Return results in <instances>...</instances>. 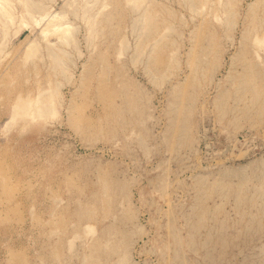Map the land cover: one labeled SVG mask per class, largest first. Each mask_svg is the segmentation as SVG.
Listing matches in <instances>:
<instances>
[{
    "label": "rangeland",
    "instance_id": "1",
    "mask_svg": "<svg viewBox=\"0 0 264 264\" xmlns=\"http://www.w3.org/2000/svg\"><path fill=\"white\" fill-rule=\"evenodd\" d=\"M10 1L0 264H264V0Z\"/></svg>",
    "mask_w": 264,
    "mask_h": 264
},
{
    "label": "bare ground",
    "instance_id": "2",
    "mask_svg": "<svg viewBox=\"0 0 264 264\" xmlns=\"http://www.w3.org/2000/svg\"><path fill=\"white\" fill-rule=\"evenodd\" d=\"M27 0H25V1H23L22 3H23V6L25 7V10L27 11L26 13H25V15L26 14H28V12H29V6H33V4H27L28 2H30V1H28V2H26ZM95 1V3H96V1L97 0H94ZM99 1V0H98ZM105 1V0H104ZM9 2H11L10 0H0V14H1V16L2 17H4V19H2V20H4V22L5 23H7V22H9V21H12L13 20V17L10 15V13L9 12H11L12 13V11H10L11 9V7H10V3ZM18 2V1H17ZM19 2H21V1H19ZM32 2V1H31ZM134 2V1H133ZM191 2L193 3L194 1H192L191 0ZM35 3V2H34ZM104 3V2H103ZM136 3V2H135ZM142 3V2H141ZM192 3H191V5H192ZM210 3H212V2H210ZM231 3V2H230ZM230 3H228V4H230ZM13 4V3H12ZM38 4H39V2H38ZM37 4V5H38ZM94 4V3H93ZM205 4H206V1H205ZM36 5V6H37ZM87 5V4H86ZM96 5V4H95ZM140 5V4H139ZM204 5V4H203ZM202 5V6H203ZM226 5V4H225ZM231 5V4H230ZM22 6V5H21ZM31 6V7H32ZM39 6H41L40 4H39ZM90 6V5H89ZM103 7H104V5H102ZM136 6V5H135ZM193 6V5H192ZM201 6V7H202ZM34 7V6H33ZM32 7V8H33ZM38 7V6H37ZM85 7V6H84ZM91 7V6H90ZM94 7V6H93ZM92 7V8H93ZM228 7V6H227ZM230 7V6H229ZM232 7L233 6H231V9H232ZM14 8V7H13ZM36 8V7H35ZM87 8V7H86ZM204 8V7H203ZM42 9V8H41ZM40 9V10H41ZM201 9V8H200ZM24 10V9H23ZM30 10H32V9H30ZM38 11H39V9H37ZM202 10V9H201ZM228 10V9H227ZM230 11V10H229ZM37 12V11H36ZM74 12V11H73ZM89 12V11H88ZM76 13V12H75ZM225 13V15L227 14V12H224ZM24 14V13H23ZM58 14V13H57ZM56 14V15H57ZM86 13H84V15H85ZM100 15L102 14V13H99ZM98 14V15H99ZM75 15V14H74ZM77 15V14H76ZM83 15V16H84ZM90 15V14H89ZM97 14H96V16H98ZM228 15V14H227ZM0 16V17H1ZM28 16H31V14L30 15H28ZM35 16V15H34ZM91 16V15H90ZM93 16V15H92ZM33 17V16H32ZM55 17V16H54ZM57 17V16H56ZM95 17V16H94ZM146 17H149V16H146ZM29 18V17H28ZM145 18V17H144ZM227 18V17H226ZM230 18V17H229ZM32 18H30V20H31ZM41 19V18H40ZM43 19V18H42ZM59 19H60V17H59ZM87 19H88V17H87ZM91 19H92V17H91ZM147 19V18H146ZM149 19V18H148ZM217 19V18H216ZM231 19V18H230ZM33 20V19H32ZM89 20V19H88ZM95 20H97V19H95ZM219 20V19H218ZM1 21V20H0ZM14 21V20H13ZM22 21H23V19H22ZM92 21V20H91ZM138 21H139V19H138ZM146 21H148V20H146ZM150 21V20H149ZM226 21V20H225ZM228 21V20H227ZM3 21H1L0 23H2ZM3 22V23H4ZM26 22V21H25ZM34 23H38L37 22V20H34L33 21ZM141 22V21H140ZM232 22V21H231ZM12 23H14V22H12ZM23 23V22H22ZM94 23H95V21H94ZM98 23V22H97ZM96 23V24H97ZM100 23V22H99ZM52 24V23H51ZM87 24H88V22H87ZM6 25V24H5ZM62 25V24H61ZM60 24H57V23H53L52 25H50V28H48V27H46V28H44V29H42V31H41V34L43 35V38L44 37H47V35H48V33H51V35H55L56 36V39H58L62 44H64V46H65V44H68V42H69V40H70V38L72 39V37H71V31H72V29L70 28V26H61ZM4 26V25H3ZM7 26H10V23H9V25H7ZM89 26V25H88ZM92 26V25H91ZM90 26V27H91ZM147 27V25H144V27ZM5 27V26H4ZM96 27H97V25H96ZM89 28V27H88ZM143 28V27H142ZM149 28H151L150 26H149ZM3 29V28H2ZM1 29V30H2ZM6 29V28H5ZM4 29V30H5ZM92 29V28H91ZM144 29V28H143ZM9 30V29H8ZM89 31H90V29H88ZM142 30V29H141ZM146 31H147V29H145ZM3 31V30H2ZM2 31H1V33H2ZM95 30H93L92 32H94ZM149 31V30H148ZM8 32V31H7ZM142 34H143V32H142ZM146 34V33H145ZM4 35H6V34H3V37H4ZM147 35H148V33H147ZM7 36V35H6ZM90 37H91V35H90ZM92 37H93V34H92ZM3 39H5V38H3ZM163 39V38H162ZM262 39H263V37L259 40V39H257L256 41L259 43V44H263L262 43ZM3 41V40H2ZM255 41V42H256ZM156 42V41H155ZM34 43V42H33ZM59 43V42H58ZM71 43H72V41H71ZM75 43V42H74ZM36 44V43H35ZM61 44V45H62ZM73 44V43H72ZM256 44V43H255ZM259 44H257V45H259ZM1 46V45H0ZM2 46H3V44H2ZM35 46V45H34ZM75 46V45H74ZM257 47V46H256ZM260 47V46H259ZM262 47V46H261ZM37 48V47H36ZM2 49V48H1ZM29 51H28V56H30V55H33V53H35V51L37 50V49H35L34 47H33V45H32V47H30V49H28ZM61 50V49H60ZM38 51H40L39 49H38ZM1 52H2V50H1ZM64 52V51H63ZM36 53H38L37 51H36ZM35 53V54H36ZM67 53V52H66ZM142 53V52H141ZM140 53V54H141ZM34 54V55H35ZM61 54H62V52H61ZM38 55V54H37ZM142 55V54H141ZM36 56V55H35ZM65 56V55H64ZM34 57V56H33ZM66 57H67V55H66ZM56 58V57H55ZM27 59H28V57H27ZM58 59H60V58H57V60ZM62 60V59H61ZM66 61H67V59H66ZM59 63V61H56V62H54V63ZM61 62V61H60ZM53 63V64H54ZM62 63V62H61ZM60 64V63H59ZM63 64H64V62H63ZM64 66V65H63ZM55 69H57L56 67H55ZM66 70H67V68H66ZM60 73H62L61 71H60ZM67 73V72H66ZM63 74H65V73H63ZM68 74V73H67ZM63 76H66V74L65 75H63ZM255 85V84H254ZM252 87V86H251ZM50 88V87H49ZM57 88V87H56ZM254 88H256L255 86H254ZM58 89V88H57ZM255 90V89H254ZM256 91V90H255ZM50 93H48L49 95H47V97L45 98V100H43L42 102L41 101H39V99H41L42 97H40V98H38L37 100H35V102L33 101V104L31 103L32 102V100H30L31 102H29V101H26V100H24V99H18V101H17V103H15V105H14V107H13V113H12V116H11V118H10V120L8 121V122H6V124L5 125H7V126H9V124H13L14 122H17L16 120L19 118V119H21L20 117H30V118H34L35 116L38 118V117H40V119H41V117L43 118V116L46 114V115H54V116H56L54 113H55V108H53V106H54V103H55V100H56V97H57V93H56V90L55 91H53V90H51V91H49ZM254 92V91H253ZM41 93V92H40ZM39 94V93H38ZM40 95V94H39ZM41 96V95H40ZM257 96V95H256ZM37 97H38V95H37ZM58 97H59V95H58ZM57 97V98H58ZM42 99H44V98H42ZM56 105V104H55ZM177 108V107H176ZM175 108V109H176ZM179 108V107H178ZM57 112V111H56ZM11 115V114H10ZM54 116H52V117H54ZM44 117H46V116H44ZM29 118V121L30 120H32V119H30ZM48 118V117H47ZM26 119H28V118H26ZM25 119V120H26ZM39 119V118H38ZM35 120V119H34ZM43 120V119H42ZM45 120V119H44ZM28 121V120H27ZM28 121V122H29ZM15 125V124H14ZM6 127V126H5ZM11 127V126H10ZM9 128V127H8ZM7 128V129H8ZM4 129H6V128H4ZM88 227V226H87ZM90 227V226H89ZM94 228V227H93ZM92 228V229H93ZM91 230V229H90ZM72 243V242H71ZM73 244L74 243H72L71 245L73 246ZM69 246V245H68ZM71 248V247H70Z\"/></svg>",
    "mask_w": 264,
    "mask_h": 264
}]
</instances>
